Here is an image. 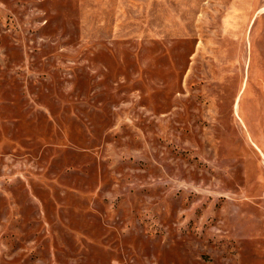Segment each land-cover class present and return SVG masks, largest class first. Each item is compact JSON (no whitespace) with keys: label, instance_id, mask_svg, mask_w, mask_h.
<instances>
[{"label":"rangeland","instance_id":"obj_1","mask_svg":"<svg viewBox=\"0 0 264 264\" xmlns=\"http://www.w3.org/2000/svg\"><path fill=\"white\" fill-rule=\"evenodd\" d=\"M0 264H264V0H0Z\"/></svg>","mask_w":264,"mask_h":264}]
</instances>
